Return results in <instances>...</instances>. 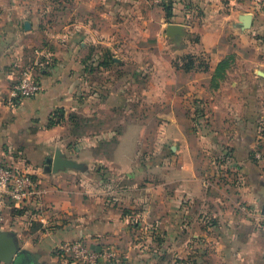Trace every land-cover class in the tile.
Returning a JSON list of instances; mask_svg holds the SVG:
<instances>
[{
    "label": "crops",
    "instance_id": "0c3cea01",
    "mask_svg": "<svg viewBox=\"0 0 264 264\" xmlns=\"http://www.w3.org/2000/svg\"><path fill=\"white\" fill-rule=\"evenodd\" d=\"M210 1L0 0V161L30 170L39 190L6 207L0 231L28 264H63L58 249L75 240L117 247L105 264H264V5L232 0L237 8L201 28ZM192 16L207 68L169 63L159 93L145 83L163 140L145 127L140 158L135 105L121 124L119 75L103 71L118 66L122 39L143 38L134 51L151 54L154 38L183 36ZM27 68L42 91L11 101ZM91 112L106 141L83 142ZM196 116L211 124L196 128ZM57 150L69 163L47 170Z\"/></svg>",
    "mask_w": 264,
    "mask_h": 264
},
{
    "label": "rangeland",
    "instance_id": "374dc122",
    "mask_svg": "<svg viewBox=\"0 0 264 264\" xmlns=\"http://www.w3.org/2000/svg\"><path fill=\"white\" fill-rule=\"evenodd\" d=\"M243 2H245V0ZM213 3L215 4V6H211L210 10L208 11L209 13H206V15H209L208 22L202 23L200 25L201 28L209 29L210 26H213L215 23H217V21L222 20L223 17L220 16H223L230 12L232 7L237 8V4H233L232 0H211L210 4ZM189 12L190 11H188V13ZM197 15L199 18H202V14L200 12H198ZM196 22L198 21L194 19V16L188 18L187 23L189 26L185 29L183 36H164L162 38H154L153 47H156L157 50L156 52H153L151 54H145L143 51L140 52L141 50L139 49H137V52L134 51V49H136L138 45L143 44V38L125 40L122 39V53L116 54L121 59L120 61H118V66L113 67L112 64L109 66L107 71H103L108 81H111L112 77H117L119 75L118 77L120 83V92L124 94L123 96L125 97V100L119 103L121 107L122 117H124L122 118L121 124H123V122L127 120L125 118L129 119L128 110L133 109V105H135L136 115L131 118V121H133L134 124L137 125V129L136 135L132 140L139 147L137 150V154L140 158L144 157L145 155L144 150L141 149V146L145 143L146 140L145 131H147V129H145V127H152V141L154 143H161L163 140L160 133V125L162 124V119L157 114L150 116L148 112L149 109L158 108L161 103L158 100H152L151 102H146V100H144L143 95L145 93V83H148L150 80H152V82L156 84L157 91L159 93V87L161 84V74L159 70L162 67H166L169 63H171L174 69L180 68L182 66V63L184 64L186 63V61H190L189 57H191V55L196 58L197 63L206 64V62H208V55L204 50V43L202 41V34L200 32V29L196 27ZM132 45L133 47L127 48V46ZM102 56L103 55L100 56L101 61ZM109 57L111 56L106 55L105 58H103V61L104 59H108ZM155 68H158V71H156ZM128 93H130L131 95L133 93L136 96L135 102H133L132 100H127V97L129 96ZM153 95L154 97L158 96L155 90L153 91ZM92 115V112L88 114L89 117H91ZM192 120L194 122V126L198 129H200L201 127L205 128L208 124H211L210 119L203 117H192ZM100 121L101 116L93 115V117L90 118L88 125L86 122V125L84 127L85 134H83V136L81 137L83 138V142L89 143L88 141H90V143L96 144L98 141H106L108 139L105 135L106 133L100 131V124H102ZM75 142L78 144L80 143L79 139H77ZM97 167H99L98 164L96 165V168Z\"/></svg>",
    "mask_w": 264,
    "mask_h": 264
},
{
    "label": "built area",
    "instance_id": "2783aa9c",
    "mask_svg": "<svg viewBox=\"0 0 264 264\" xmlns=\"http://www.w3.org/2000/svg\"><path fill=\"white\" fill-rule=\"evenodd\" d=\"M256 5H264V0H252ZM42 91V84L34 68L25 69L11 88L10 100L34 98ZM256 153V158H261ZM39 194L36 181L27 169L0 161V224L5 221L7 206L23 205ZM245 211L252 213L249 208ZM63 264H105L117 260L119 251L112 245L90 246L84 240L62 244L58 249Z\"/></svg>",
    "mask_w": 264,
    "mask_h": 264
},
{
    "label": "water",
    "instance_id": "95a60500",
    "mask_svg": "<svg viewBox=\"0 0 264 264\" xmlns=\"http://www.w3.org/2000/svg\"><path fill=\"white\" fill-rule=\"evenodd\" d=\"M246 26L251 25V15H246ZM171 29H178L177 25H170ZM47 170L52 169L53 171H57L58 168L63 165H68V161H65L60 154V150H57L54 158L47 159ZM49 164H52L50 166ZM0 260L3 262H8L12 264H28L29 261L26 258V254L23 251H18L17 245L13 237L8 235L7 233L0 231Z\"/></svg>",
    "mask_w": 264,
    "mask_h": 264
},
{
    "label": "trees",
    "instance_id": "16d2710c",
    "mask_svg": "<svg viewBox=\"0 0 264 264\" xmlns=\"http://www.w3.org/2000/svg\"><path fill=\"white\" fill-rule=\"evenodd\" d=\"M165 9H166V13L168 15V17L172 14V7L171 5H166L165 6ZM190 61H186V63L182 64V66L186 69V70H191L193 68H207V64H203V63H195L194 59H192L191 57H189ZM200 64V65H199ZM60 120H58L59 122ZM54 122H57V121H54Z\"/></svg>",
    "mask_w": 264,
    "mask_h": 264
}]
</instances>
